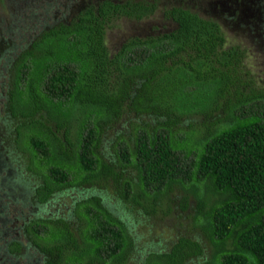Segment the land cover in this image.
Instances as JSON below:
<instances>
[{"label":"trees","instance_id":"16d2710c","mask_svg":"<svg viewBox=\"0 0 264 264\" xmlns=\"http://www.w3.org/2000/svg\"><path fill=\"white\" fill-rule=\"evenodd\" d=\"M155 4L86 1L68 19L42 26L10 56L4 106L17 119L16 138L27 152L26 168L33 176L28 191L44 203L68 185L109 177L119 183L122 172L96 150L98 119L117 116L123 104L163 114L162 128L138 130L131 149L120 148L126 159L120 167L130 163L136 170L123 180L131 189L126 197L134 204L143 197L151 211L162 184L180 175L195 187L201 182L216 194L203 209L202 192L197 196L203 225L216 245L207 264H264V86L254 88L238 74L241 50L224 43L215 18L182 5L163 9L175 21L170 30L128 36L110 52L104 41L108 20L141 17ZM218 110L223 113L192 142L184 145L173 137L181 115L208 117ZM72 115L74 140L67 128ZM184 148L195 149L191 161ZM73 212L84 223L78 225L72 213H35L23 220L44 255L42 264H123L132 238L100 194L77 200ZM6 246L17 253L22 242L11 238ZM200 251L198 240L180 235L167 249L150 250L142 264H182Z\"/></svg>","mask_w":264,"mask_h":264},{"label":"rangeland","instance_id":"374dc122","mask_svg":"<svg viewBox=\"0 0 264 264\" xmlns=\"http://www.w3.org/2000/svg\"><path fill=\"white\" fill-rule=\"evenodd\" d=\"M86 1L95 0H0V264H42L44 255L34 243L32 233L22 227L23 220L35 213L49 216L72 213L78 225L82 224L84 218H77L73 208L77 200L94 192L99 193L102 202L124 220L132 238V246L123 264H142L150 250L167 249L180 235L198 240L201 246L200 253L189 255L182 264H207L216 245L203 225L197 196L202 192L203 209L216 196L214 192L203 187L201 182L195 187L190 178L180 175L158 188L151 211L145 210L143 197L140 204L127 198L131 189L123 180L134 176L136 170L130 163L120 167L121 162L126 161L120 148L128 152L138 130L147 133L162 128L163 114L137 112L123 104L117 116L98 119L94 131L99 137L96 150L122 172L119 183L109 177L100 182L68 185L54 192L44 203L36 202L28 191L33 176L26 168L27 152L21 149L23 144L16 138L17 119L9 115L4 106L8 62L10 56L16 54L42 26L68 19ZM154 1V9L141 17L121 14L108 20L104 41L110 52L128 36L170 30L175 21L165 15L163 9L173 4L182 5L200 15L215 18L223 31L224 43L236 45L241 50L238 74L251 81L254 88L264 86V0ZM222 113L218 110L208 117L199 112L183 114L173 125V137L186 145L194 137L201 136L211 119ZM75 120L72 115L67 126L72 140L78 133ZM182 151L184 158L191 161L195 149L187 151L184 148ZM145 190L153 194L152 189ZM11 238L22 242L17 253L9 251L6 246ZM77 239L81 242L79 234Z\"/></svg>","mask_w":264,"mask_h":264},{"label":"flooded vegetation","instance_id":"af4514ba","mask_svg":"<svg viewBox=\"0 0 264 264\" xmlns=\"http://www.w3.org/2000/svg\"><path fill=\"white\" fill-rule=\"evenodd\" d=\"M155 34H157V33H155ZM144 35H148V34H144ZM144 35H138V36H144Z\"/></svg>","mask_w":264,"mask_h":264}]
</instances>
